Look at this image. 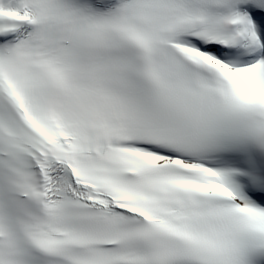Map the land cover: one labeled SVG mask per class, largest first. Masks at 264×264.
<instances>
[{
	"label": "snow or ice",
	"instance_id": "1",
	"mask_svg": "<svg viewBox=\"0 0 264 264\" xmlns=\"http://www.w3.org/2000/svg\"><path fill=\"white\" fill-rule=\"evenodd\" d=\"M0 264H264V0H0Z\"/></svg>",
	"mask_w": 264,
	"mask_h": 264
}]
</instances>
